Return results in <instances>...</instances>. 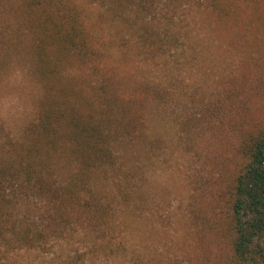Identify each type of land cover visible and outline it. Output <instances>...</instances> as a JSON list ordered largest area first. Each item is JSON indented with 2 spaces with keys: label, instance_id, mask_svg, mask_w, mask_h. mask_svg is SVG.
Here are the masks:
<instances>
[{
  "label": "trees",
  "instance_id": "trees-1",
  "mask_svg": "<svg viewBox=\"0 0 264 264\" xmlns=\"http://www.w3.org/2000/svg\"><path fill=\"white\" fill-rule=\"evenodd\" d=\"M206 22L246 55L238 74L211 97L151 79ZM16 71L33 95L15 124L0 115V264H264V0H0V90ZM155 106L186 150L212 147L183 255L138 234L170 152Z\"/></svg>",
  "mask_w": 264,
  "mask_h": 264
},
{
  "label": "rangeland",
  "instance_id": "rangeland-1",
  "mask_svg": "<svg viewBox=\"0 0 264 264\" xmlns=\"http://www.w3.org/2000/svg\"><path fill=\"white\" fill-rule=\"evenodd\" d=\"M215 25L214 23L209 27L206 22L204 29L203 26L200 28L198 25L194 32H199V40L204 36L206 39L201 42L195 39L190 41L191 47L187 46L189 56L184 57V60L181 59L182 62L179 66L176 65L166 73L157 71L156 75L150 76V78H162L168 83L171 82V87L175 84L176 88L181 86L185 89H197L198 97L213 96L221 88L219 86L221 81L226 80L230 75L238 74L240 66L246 58V55L241 53L231 40L220 38L221 36L215 31ZM179 80L181 82L177 83ZM19 82H23V84H19ZM28 83L29 80L26 81L18 72L11 75L10 84L12 86L9 87L10 89L5 85L2 86L0 115L8 123L15 124L17 122V118L20 116L18 112L23 109L25 104L27 105L28 97L33 95L29 91H23V87L29 89ZM181 106L177 107L179 113L186 108ZM176 113L172 108L162 109L158 106L150 111V132L153 136L159 137L163 141L166 140L170 152L168 155L161 156L160 160H156L158 166L149 169L148 193L152 198L154 209L166 216L167 220H161L158 223V220L151 218L154 209L149 210L142 215L138 234L144 240L149 239L150 243L156 244L173 236V244L177 243L175 249L183 255L184 252L191 253L189 245L192 243L193 237L189 224V217L192 216L190 214L191 206L195 204V201H191L190 198V194L193 193L190 187L191 175L194 171L199 170V174L206 176L213 165L210 160L206 159L207 154L212 151V147L207 139H201L202 135L196 137L194 142L200 155H197L196 150H186L178 142L175 136V131H177ZM140 159H144L143 154L140 155Z\"/></svg>",
  "mask_w": 264,
  "mask_h": 264
}]
</instances>
